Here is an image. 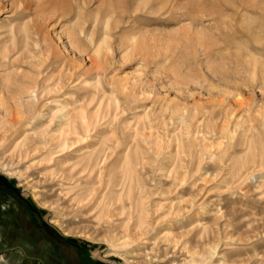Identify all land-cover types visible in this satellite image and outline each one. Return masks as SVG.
Wrapping results in <instances>:
<instances>
[{
  "label": "rangeland",
  "instance_id": "374dc122",
  "mask_svg": "<svg viewBox=\"0 0 264 264\" xmlns=\"http://www.w3.org/2000/svg\"><path fill=\"white\" fill-rule=\"evenodd\" d=\"M116 1L114 2L116 3ZM147 1L149 0H135V3L133 1L128 12L142 10L143 4L145 5ZM240 1L189 0V3L188 0H177L176 8L174 6V10L172 9L173 12L166 13L170 7L167 5L163 10H160L161 13L157 12L156 14L155 12L154 15H151L159 17L158 22H148L145 15V19L130 21L124 19L122 23L119 22L120 26L109 32L108 52L102 51L96 55L93 47L89 45L77 51V49H71L67 43L64 30L75 22L74 18L59 20L56 14L55 16L46 11L40 12L42 0H20L19 4L21 2L20 7L24 8L25 17L16 19L10 0H0V30L4 31L6 36V38L4 35L0 37V128L2 119L18 128L16 132H10L7 136H3L4 130L0 129V163H7L8 160H11L13 164L16 163L12 168L14 174H11L12 170L8 174L0 165V264H98V259H104L107 263L116 260L120 264H131L122 260L120 254L124 255L130 249L143 252V241L153 238L156 233H159L156 237L160 238L158 247L161 249L165 246L171 249L176 247L174 250L176 253L174 252V255L170 256V251L166 256L160 255L150 264H189V261L198 256L194 252L212 257L210 248L214 245L217 247L216 253L218 254L214 253L211 261L207 264H215L221 256L235 264H254L258 260L257 257L264 256V183L262 182L264 166L258 167L256 163H252L251 151H246L247 149H244L246 145H242L243 142H241L244 137L245 142L248 136L251 142L258 139L260 132L258 123L264 110V66H261L264 64V0H246L247 2L243 3ZM248 1L252 6L247 4ZM99 2V0L87 1L83 17L93 16L94 10L100 7ZM118 2H122V0ZM239 3H242L246 8ZM137 5H139L138 9ZM181 5L185 7L183 8ZM244 10L248 12H244ZM242 12L243 14H241ZM204 13L206 14L204 15ZM31 20L37 24L38 28L42 29H40L38 40L37 42L31 40L27 47L21 45V50L16 51L14 47L16 40H13L10 34L9 37L6 35L9 31L8 28ZM136 28L142 29L137 34L138 43L133 48L132 45L130 47L127 39L135 32ZM3 38L7 41L1 43ZM83 40L87 43L86 35L83 36ZM257 40L258 43L260 42L259 44ZM126 45L129 47L125 48ZM61 57L63 67L60 70L63 74L68 70L70 77L68 74L63 75L58 70L57 63ZM55 59L56 61H54ZM254 61H256L255 67L253 64L250 65V62L254 63ZM70 73L74 76L71 77ZM98 73H101L102 84L106 85V88L104 87L105 89L102 90L105 93L100 94L99 91V95H102L103 100L114 97L117 102V108L116 110L112 109V112L118 113L116 116L118 117L116 123L119 122L118 129L115 128L110 132L112 127L103 126V132L98 134L95 140L79 143L76 146L82 148L81 152L94 148L101 149L102 146L103 148L112 146V138L122 135L121 127L125 126L122 120H126L131 112L130 108H127V102H129V107L137 106L132 111L139 113L146 110L150 113L152 110V113L158 115L155 120L161 119L158 121V125L162 126L158 127V132L165 142L168 141V137L172 141L173 134L176 137V134L179 133L175 129L177 126L175 124L178 123L174 122V126H172L171 120L168 119L170 115L175 117L179 109L183 107L189 111L198 109L197 118L201 122L203 121L200 122L199 135L194 133L195 135L193 134L191 139L194 143L202 146L204 141L201 142L200 139L206 135L204 144H207V146L205 145L207 149L204 150L207 152H205V156L203 155L202 164L204 166L202 167H205L204 169L207 171L192 178L193 180L188 179L187 185L181 186L182 188L172 186L177 180L161 175H157L158 178L155 177L156 186L146 181L147 190H154L153 194L147 196L145 191L143 196L146 199H142L147 201L145 208L149 210L151 219L150 223H144L140 230L139 228L134 229L136 223H130L129 227L122 229L120 221L125 217V213L108 224H97L96 220L100 212L97 203L101 196L112 194L110 196L114 197L119 189V186L112 184L117 183L120 177V168L123 165L119 162L123 156L122 147L112 151V156L108 159L105 165L106 169L102 171L103 174H101L99 182L94 172L89 173L87 169L82 170L83 163L76 158L77 153L72 151L75 146L61 149L60 145L47 144L42 151L26 158L20 157L18 161L20 151L29 144L25 143L23 146L20 141L18 143L20 145L16 144L11 151L13 145L22 137V135H18L21 132V127L18 126L22 124L28 114L20 100L23 89L34 83H38L40 89L47 76L50 79L46 80V84L51 85L54 81L64 77L61 79L64 84L61 83L62 89L59 94L50 93L44 97L39 91L34 92L39 98L40 104L46 102L47 109L55 110L57 103L62 101L72 103L84 94L86 97L90 95L88 93L93 90L88 84L94 82ZM69 81L72 83L68 84ZM109 82L114 83V86H110ZM74 86H76L75 89H73ZM111 106L113 107L112 103ZM89 107L92 106L89 105ZM228 113L239 115L241 118L243 117L242 121H245L236 127L238 133H233L235 146L233 145L232 149L228 147L231 141L228 137L229 133L223 128L225 124L229 131L234 128ZM226 121L230 123L228 124ZM248 122L251 124L249 125ZM212 124H216V126ZM221 125L224 130H221ZM49 127L50 129L54 128V125L50 124ZM207 128H211L210 131ZM252 128L255 133L250 131ZM127 129H124L125 132H128ZM29 132L32 136L33 133ZM245 133L246 136L248 134L247 137L241 135ZM235 135L236 137L238 135L237 139L241 140H235ZM194 136L199 137L197 142H195ZM208 137H212V139ZM13 139H15L14 143L11 144ZM249 140L247 141L249 142ZM236 141L240 142L239 145ZM208 146L211 147V150ZM225 147H228L229 150L225 149L227 154L221 155ZM209 153H215L216 156L221 153L218 155H221V161L219 162L218 156H211ZM228 156L230 160L234 156L233 162H231L237 165V167L235 165L236 169L230 161H227L229 160ZM244 156L248 158L244 159ZM134 157L131 156L132 159ZM78 160L82 164L79 162L80 165L72 166L71 169L70 166ZM237 160L248 162L243 165ZM239 164L242 166L241 168ZM107 167L111 169L110 172ZM221 169L222 171H220ZM230 171L239 173L235 172L237 175L235 177V173H230ZM67 173H72L73 178L67 179ZM200 175L202 178L207 175L206 181H208L201 182ZM109 180L111 185L106 186ZM159 180L165 186L164 191L162 190L164 193L160 191ZM194 180H197V183L193 188L191 183ZM25 181L27 183H24ZM170 181H174L172 185ZM167 188L170 189L165 192ZM135 191L130 192L132 198L137 193ZM88 193H91L90 197L80 201L78 209L70 208L76 199H82ZM35 195L44 198L45 205L36 202L33 199ZM123 200L126 201L125 197ZM157 204L158 209L155 206ZM174 210L176 214L178 213L177 215ZM53 220H58L70 228L85 227V233H92L97 236V239L103 238L107 229L110 231L108 238L115 240L114 244H121V237L125 233H140L146 229L148 232L140 237L141 240L137 241V245H131L132 248H117L116 251H113L107 241H92L85 235L64 234ZM254 228L258 229L254 231ZM164 232L170 233L174 237L165 239L161 236ZM175 235L182 237L176 238ZM188 250L189 256H187ZM115 253L116 255H112ZM152 253L149 255L153 256Z\"/></svg>",
  "mask_w": 264,
  "mask_h": 264
},
{
  "label": "bare ground",
  "instance_id": "6f19581e",
  "mask_svg": "<svg viewBox=\"0 0 264 264\" xmlns=\"http://www.w3.org/2000/svg\"><path fill=\"white\" fill-rule=\"evenodd\" d=\"M19 1L20 0H10V2H11L10 5H12L14 16L16 19L25 17L24 8L20 7L21 2L19 4ZM87 1H89V0H70V1H68V0H42V4H41L42 7L40 8L41 9L40 12L46 11L48 13H51L52 15L56 14L57 17L59 18V20L61 18H64L66 20H71L74 18L75 22H73V24L71 26H68L64 30V35H65V38L67 40V43L69 44L71 49L72 48L77 49V51L80 48L83 49L84 47H86V45L87 46L89 45V46L93 47L94 52L97 55V54L101 53L102 51L104 53H105V51L108 52L109 45H108L107 38L110 35L109 32L111 29L117 28L118 26H120V25H118L119 22L122 23L124 21V19H126V21L145 19V16L147 17L146 19L148 22H150V21H151V23L152 22L153 23L158 22V20H160L159 17L151 16V15H154L155 12H156V14H157V12L161 13L162 11H160V10H163L167 5H170V7L168 9V12H166V13L173 12L172 9L174 6L176 8L175 2L177 0H149L145 3V5L143 4L142 10H140V11L134 10V11H132V13H129L128 9L130 8V6H132L131 4L133 3V1L135 3V0H122V2H118L119 0H117V1L116 0H99L100 1L99 2L100 7L96 8L94 10L93 16L88 17V18H86L84 16L85 17L84 18L83 17V11L85 10V7L87 5ZM114 1H116V3ZM190 1H192V0H190ZM241 1H242V3L244 1L247 2L246 0H241ZM188 2H189V0H188ZM242 3H239V4L243 5ZM159 4H160V6H159ZM247 4H250L249 1ZM247 4H245V5H247ZM137 6H138L137 9H138L139 5H137ZM140 6L142 7V4ZM186 7L189 9L191 8L188 6H186ZM239 7L241 8V6H239ZM244 7L246 8V6H244ZM244 7H243V9H245ZM240 8H237V9H240ZM189 11H187V12H189ZM245 11H247V10H244V12ZM233 12L235 13V11H233ZM191 13H192V11H191ZM205 14L206 13H204V15ZM236 14H237V12H236ZM241 14H243V12ZM147 15H150V16H147ZM40 16H41V13H40ZM237 16H239V15H237ZM242 17H244V16H242ZM43 20H44V17H43ZM12 26H14V25H12ZM40 29L41 28H38L37 24L35 22H33V20H31L30 22H21L18 25L16 24V26H14V27L10 26V28H8L9 31H8V33H6V35L8 36L10 34L11 37L13 38V40H16L14 47H15L16 51H19V50H21L20 49L21 45H23V47H27L28 44H30L29 42L31 40H34L37 42L38 35L40 34ZM141 29L136 28L135 32L132 33L129 36V38L127 39V42L130 44V47L132 45L134 48L135 47L134 45L136 43H138L137 34H139L141 32ZM5 31H7V30L5 29ZM4 34H5V32L0 30V37L3 36ZM84 35H86V37H87V40H88L87 43L83 40ZM199 35H201V34H199ZM5 38H6V36H5ZM5 38H3L1 43L3 41H5V42L7 41ZM8 40H9V38H8ZM259 41H261V40L259 39ZM257 43H258V40H257ZM263 44H264V42H263ZM127 47H129V46L126 45L125 48H127ZM197 47H199V46H197ZM130 50H132V49H130ZM252 57H254V56H252ZM247 60H246V62H247ZM54 61H56V59ZM256 61H254V63L250 62V65L253 64V66H254ZM247 63L249 65V62H247ZM57 65H58V70L62 69V67H63L62 57L58 61ZM261 66H264V64H262ZM60 72H61V70H60ZM64 74H68V70ZM100 74L101 73H98L99 76L97 75V77L93 83L88 84L93 90L92 92L88 93V94H90V95H88L89 97L87 96L88 98L84 94V95L80 96L78 99L74 100V102H72V103L62 101L61 103H57V105H56L57 109H55V110L53 108L47 109L48 107L46 108V102L40 104L39 98L36 96V94L34 92L39 91L41 93V95H44V97H46V95H48L50 93H58L59 94V92L62 89V84H64V83H62L63 80H61L64 78L63 76H62L63 78H59V79L57 77L58 80L56 82L54 81V83L51 85L48 83L46 84V80H49L50 77L49 76L46 77V75H45V77H46L45 82L43 80V83H42L43 85L41 86L40 89H39L38 83H34V84L28 86L27 88L23 89L22 93H21L23 95H21L20 100L22 101L23 106L28 111V114H27V117L24 118L22 124L18 126V127H21V132L18 135H22V137H21V139H19V141H17L13 145L11 151L13 150L14 146L16 144H18L20 141H21L20 144H22L23 146L25 145V143L29 144L26 148H24L22 151H20V154L18 155V159H17V161H18L20 157L26 158V157L33 155L34 153L42 151L43 149L46 148L47 144L49 145L51 143H54L55 145H60L62 147L61 149H65V148H68L70 146H75V149H73L72 151L77 153L76 158L79 159L83 164L78 160L74 164H72L70 166V168L72 169L75 165L82 164L83 165V169H82L83 171H84V169H87V171L89 173L94 172L97 175V179H99L100 176H102L101 174H103L102 171L104 169H106L105 165H106L108 159L112 156V151H114L115 149H118L119 147H122L121 150L123 151V156L119 162H121L123 165H121V168H120L121 169L120 170L121 171L120 177L118 178L117 183L112 184L113 186H119V189L116 191L117 193H116V195H114V197L110 196L112 194H110V195L106 194V196H101V199L97 203V205L100 209V212H99L98 216L96 217V220H97V224H103V223L108 224V223H111L118 216H121L122 214L125 213V217L120 221V224L123 227L122 229H124L125 227H129L130 223H136L134 225V229L139 228V230H140L142 225H144V223H150L149 220L151 219V214H150L149 210L147 208H145L147 206V201L142 200V199H146V197L143 196L144 193L147 192L146 193V196H147V195L153 194L154 190H147V188L145 187L146 181H148V183H153V185L156 186L157 183L154 181L155 177L157 175H161L162 177H168V178H173V180H177L175 183H173V185H172V182H174V181H172V182L170 181L171 185L173 187L180 186L179 188H182L184 185H187L186 183H188L187 182L188 179H192V178L196 177L197 175H199L201 173H205L207 171L204 169L205 167H202V166H204L202 164V162H203L202 160L204 159L203 155L205 156V152H207L204 150V149H207L205 147V145L207 146V144H204V142L206 140L205 139L206 135H205V137L203 136L200 139L201 142L204 141L202 146L198 145V143L197 144L194 143V141H192V139H191V136L194 133L195 134L197 133V135H199L198 134L200 132L199 128H200V125L203 121L201 122L197 118V115L199 114L198 109H193V110L189 111V110H187V108H184V107L181 109L178 108L179 110L175 114V117L170 115L168 119L171 120L172 124L174 122L178 123V124H175V125H177V126H175V129H177L179 131V133L176 134V137H174V134H173L172 141H171L170 137H168L169 135L166 134V135H168L167 137L169 139L167 142H165L161 139L162 136L158 132V127H162V126L158 125V121H160L161 119L155 120V117L158 115L152 113V110L150 111V113L146 110H143L139 113H137L136 111H132V109L136 108L137 106L131 107L132 106L131 105L129 107V102H127V105H128L127 108L128 109L130 108L131 112H129V117H127L126 120H122L123 121L122 123H125V126L121 127L122 128L121 129L122 135H118L120 137L117 136L114 139L112 138V140H111L112 146L111 147L105 146L104 148L102 146L101 149L100 148H98V149L94 148L90 151L81 152L82 148L80 149V148L76 147L77 145H79V143L90 142L91 140H95V138L98 136V134L103 132V126H105V125L107 128L112 127L110 129V132H111V131L115 130V128H117V125L119 124V122L116 123V121H118L117 120L118 117H116L118 113L112 112V109L116 110V108H117L116 107L117 102H116L115 98L111 97V98H105L103 100V97H101L102 95H99V91H100V94L102 92L105 93L102 90L106 86V85L104 86V84H102ZM58 76L61 77V75H58ZM73 76L71 74V77H73ZM69 77H70V75H69ZM99 77H100V79H99ZM59 80H61V81H59ZM70 81H72V80H70ZM70 81L68 84L72 83ZM109 85L114 86V83L112 84L111 82H109ZM67 86H65V87H67ZM75 87L76 86H74L73 89H75ZM24 95H26V96H24ZM24 97H26V99H24ZM85 97H86V100L84 99ZM81 100H83L85 102L82 101L83 102L82 103V102H80ZM111 103L113 104V107L111 106ZM89 105L92 107L90 108ZM93 108H94V110H92ZM173 113H175V112H173ZM204 113H203V116H204ZM167 114H169V113H167ZM228 114H229V118L232 119L231 122H233L234 128L230 129V131H229L227 128V125L225 124L223 126V128L226 130H224L222 128V125H221V130H224L227 133H229L228 137L231 140L229 142L230 146L227 143L226 144L228 145V147H230L232 149L233 148L232 146L234 145L233 144V141H234L233 140V138H234L233 133L234 132L238 133V132H236V129H237L236 127L240 126L239 125L240 123L242 125V122H243L242 118L243 117L241 118L239 115L236 116V115H233L232 113H231V115H230V113H228ZM206 115H208V114H206ZM250 116H251V114H250ZM250 116H249V118H250ZM249 118H247V119L249 120ZM260 118H261V120L258 123L260 125V127L259 128L257 127L260 131V132L258 131L259 132L258 133V139L255 141V140H253L254 139V137H253V139H252L253 142H251L249 140L248 134H247L248 137L246 136V133L249 130V128H248V130L246 131L245 134H241L243 136H246L247 139L244 142V138H245L244 137V138H242L243 140L241 142H243L242 145H246V148L244 146V149H247L246 151H251V156H252V161H253L252 163L253 164L256 163V165L258 167H263L264 166V110H263V113H262ZM230 119L228 121H230ZM247 119H246V122L248 121ZM250 120L253 121V119H250ZM130 121H132V124H130ZM46 123H47V126H46ZM161 123H159V124H161ZM211 123H213V122L211 121ZM224 123H225V121H224ZM252 123H254V122H252ZM50 124H53L54 128L50 129V127H49ZM250 124H251V122L249 123V125ZM1 125H2V127L0 129L4 130L3 136H7L8 133H10V132L14 133L18 130L17 127L12 126L10 124V122H8V121L4 122L3 119L1 121ZM163 125H165V124H163ZM204 125H202V127H204ZM212 125L216 126V124H212ZM172 126H174V124ZM48 127L50 130L48 129ZM101 127H102V129H100ZM179 128L183 129L184 131H181ZM254 128H255V126H254ZM124 129H127L128 132H125L126 130H124ZM204 129H202V131H204ZM207 129H208V131H210L211 128H207ZM253 130H254L253 128H252V130L250 129V131L255 133V131H253ZM29 131H31L33 133L32 136L29 134L30 133ZM250 131H249V135L251 136ZM167 133H168V131H167ZM219 133L221 135V132H219ZM223 134H225V133H223ZM208 136H210V135H208ZM237 137H238V135H237ZM237 137L235 135V140L237 139ZM239 137H241V136L239 135ZM198 138L197 137L194 138L195 142H197L199 140ZM208 138H210V137H208ZM222 138H224V136H222ZM28 139H29V141H28ZM210 139H212V137ZM238 139L241 140L240 138H238ZM255 139H256V137H255ZM1 140H2V138H1ZM14 140L15 139L11 140V144L14 143ZM247 140H249V142ZM6 141H7V139H6ZM221 143H223V142H221ZM221 143H219V144H221ZM234 143H235V141H234ZM236 143L238 144L240 142L236 141ZM20 144H18V146ZM217 145H218V143H217ZM221 146H222V144H221ZM228 147H225L222 150V154L221 153H219V154L226 155L227 150H225V149H228ZM208 148L210 149L211 147L208 146ZM238 148H239V146H238ZM239 149H241V148H239ZM218 150H219V148H218ZM69 151H70V149H69ZM166 151H168V152H166ZM213 151H215V150H213ZM233 151L237 152L235 150H233ZM210 154L211 153H209V155ZM214 154L215 153L211 154V156ZM219 154H217V156ZM221 155L218 156L220 159L219 162L221 161ZM44 156L46 158V154ZM131 156H135L134 159H132ZM214 156H216V155H214ZM230 156H232V154H230ZM245 157L246 156H244V159L248 158V157H246V158ZM148 158H149V160H148ZM207 158H209V157H207ZM224 158H223V160H224ZM241 158H239V159L242 160ZM210 159H212V158L210 157ZM233 159H234V156H233ZM233 159L230 160V157H229V160H227V161L233 162ZM223 160H222V162H223ZM8 162H10V163H8ZM79 162H80V164H78ZM234 162H235V160H234ZM241 162H244V163H241ZM246 162H248V161H246ZM246 162L240 161V164L244 165ZM15 164H13V162L11 163V160H8L7 163H2V164L0 163V165H2V168L5 171H7L8 174L10 173L12 168L15 167V166H13ZM223 164H224V162H223ZM240 164H239V166L241 168L242 166ZM249 164H250V162H249ZM233 165H234V169H236L235 168L236 164L232 163V166ZM218 166H219V164H218ZM227 166H229V165H227ZM247 166H248V163H247ZM251 166L253 167V165H251ZM221 167L223 169L222 165H221ZM236 167H237V165H236ZM224 168H226V167H224ZM107 169H108V167H107ZM222 169L220 171H222ZM232 169H233V167H232ZM232 169H229V170H232ZM82 170H80V171H82ZM109 170H111V169H108V172H110ZM238 170H240V169L238 168ZM235 172H238V171H230V173H235ZM68 173L66 174V176H67V179L70 180L73 178V176H71L72 173H70V174H68ZM11 174H14L13 170L11 171ZM108 175H110V174H108ZM209 176H211V175H209ZM236 176L237 175L235 173V177ZM200 177H201V175H200ZM203 177H205V178L201 177V182L206 183L208 181V180L206 181L207 175H204ZM157 178H158V176H157ZM99 181H100V179L98 180V182ZM196 181L197 180H194L191 183V187H193V186L195 187V185L197 183ZM262 182L264 183V180ZM24 183H27V182L25 181ZM158 183H160L159 184V186L161 188L160 191L163 192L164 191L163 188L165 187L164 184H161L160 180L158 181ZM110 185H111V183L109 180V182H107L106 186H110ZM32 188H34V186H32ZM168 189H170V188L165 189V192H166V190L168 191ZM134 190H136L135 192H137V193L132 198V195L130 194V192L134 191ZM110 192H112V191H110ZM189 193H190V190H189ZM89 194H91V193H88L82 199H76L75 200L76 202L73 205H70V208L72 209V207H75L73 209H78L79 207H77V206H79V202L86 199V197H88ZM123 197H125L126 201L123 200ZM33 199L36 202H38L39 204L45 205V200H43L44 198H42V197L40 198L39 196L35 195V196H33ZM87 200H90V199L87 198ZM186 201H188V200L186 199ZM190 202H191V198H190ZM188 203H189V201H188ZM181 204H183V203L181 202ZM155 206H156V209H158V204ZM174 206H175V204H174ZM172 207H173V205H172ZM181 207H182V205H181ZM178 209H180V208H178ZM182 210H183V207H182ZM182 210H181V212H182ZM177 212H179V210H177ZM174 213L176 214V211ZM216 216H218V215H216ZM219 216H221V215H219ZM53 221H54V224H56L59 228H61L63 230L64 234H77L79 236L85 235L89 240H92V241H100V240L107 241V242H109L108 244H110V247L113 248L112 249L113 251H116L117 248L118 249L119 248L129 249V247L132 248L133 245H135V244L137 245V241L141 240L140 237L144 236L148 232V229H146L145 231L143 230L144 232H140V233L139 232H136V233H128L127 232L128 234L125 233L121 237V239H122L121 244L120 243L114 244L115 240H110L108 238L110 231H108L107 229L105 231V235H103V238L97 239V236H95L92 233L86 234L85 230H84L85 227H83V228H80V227L70 228L68 225H64L62 222H59L58 220H53ZM254 224H257V223H254ZM118 229H119V227H118ZM256 229H258V228H254V231ZM249 231H250V229H249ZM115 233H116V231H115ZM120 233H122V232H120ZM158 234L159 233H156V235L153 238H149V239H146L145 241H143L144 242L143 243L144 245L142 247L144 250L143 252L137 251L136 249L135 250L130 249L129 251L127 250V252L124 255L120 254L121 255L120 257H122V260L129 262L131 264H150L152 261H155V258L157 259L160 255L166 256V255H168V253L170 251H171L170 256H173L174 252H175L174 250H176V247H174V248L172 247L173 249L166 247V246L163 249L158 247V244H159L158 240L160 239L159 237H156ZM253 234H254V232H253ZM114 236H116V235H114ZM161 236L165 239H168V237H171V236L174 237V235H171L170 233H165V232ZM175 237L177 238V237H182V236L181 235L180 236L175 235ZM241 238H243V237H241ZM114 239H115V237H114ZM247 241H249V240H247ZM210 249H211L210 253L212 254V257H213L214 253H216L217 247H216V245H214ZM187 252H188L187 256H189V250ZM149 253H152L153 256H150ZM194 254H196L198 256H197V258H194L193 260L189 261V264H207L212 259L211 256H205V255L201 254L200 252H194ZM217 254L218 253H216V255ZM112 255H116V253L112 254ZM140 256L142 257V259H140L141 258ZM256 256H257V253H256ZM224 258H225L224 256L223 257L221 256L220 259H218L215 264H235L232 261H229L228 259L226 260ZM257 259L258 260H256L254 262V264H264V256H259V258L257 257Z\"/></svg>",
  "mask_w": 264,
  "mask_h": 264
},
{
  "label": "crops",
  "instance_id": "0c3cea01",
  "mask_svg": "<svg viewBox=\"0 0 264 264\" xmlns=\"http://www.w3.org/2000/svg\"><path fill=\"white\" fill-rule=\"evenodd\" d=\"M104 256V255H103ZM105 256H107V255H105ZM99 260V263L98 264H120V263H118V261H116V260H112V261H110L109 263H107V261L106 260H104V259H98Z\"/></svg>",
  "mask_w": 264,
  "mask_h": 264
},
{
  "label": "flooded vegetation",
  "instance_id": "af4514ba",
  "mask_svg": "<svg viewBox=\"0 0 264 264\" xmlns=\"http://www.w3.org/2000/svg\"><path fill=\"white\" fill-rule=\"evenodd\" d=\"M35 213H37L36 211H34Z\"/></svg>",
  "mask_w": 264,
  "mask_h": 264
}]
</instances>
